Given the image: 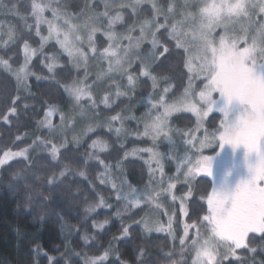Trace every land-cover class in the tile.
I'll list each match as a JSON object with an SVG mask.
<instances>
[{
    "label": "snow or ice",
    "instance_id": "obj_1",
    "mask_svg": "<svg viewBox=\"0 0 264 264\" xmlns=\"http://www.w3.org/2000/svg\"><path fill=\"white\" fill-rule=\"evenodd\" d=\"M0 8V67L9 74L0 82V186L23 199L24 211L53 210L62 227L71 217L78 222L76 233L96 229L95 238L85 231L83 243L103 247L95 256L68 248L62 253L68 259L62 261L35 245L31 251L38 261L42 254L48 264H81L73 256L82 257V264H264V0H0ZM38 55L47 76L30 70ZM165 73H178L181 79L187 75L183 95L171 103L165 95L173 76ZM148 81L153 90L160 81L168 86L156 97L143 96L139 103H146L148 111L136 117L137 89ZM215 93L226 101L219 109L224 118L209 130L205 120L213 112ZM233 101L243 111L229 122L227 105ZM181 111L196 117L194 128L181 132L169 126V117ZM126 120L143 122L142 135L154 144L161 137L174 141V132L181 135L185 154L176 158V176L166 179L165 154L138 150L151 153L145 161L149 182L143 189L111 182V189L123 212L147 204L149 217L129 215L130 223H122L109 238L111 229H105L112 213L100 212L103 220L92 214L112 205L97 185L89 181L83 186L77 177L87 180L89 172H96L107 186L112 145L99 134L88 145L81 138L97 129L111 132L117 121L119 136ZM217 143L221 148L243 146L246 160L254 156L248 177L230 193L193 187L201 175L211 176L212 157L203 153ZM178 183L189 185L185 196L174 194ZM194 190L201 192L199 202L192 200L189 206ZM168 198L173 202L169 207L180 201L179 233L173 228L176 212L165 208ZM20 214L16 209L15 215ZM152 214L166 215L167 226ZM115 215L121 217L122 211ZM153 233L166 234L169 251L152 252ZM129 251L131 257L125 258Z\"/></svg>",
    "mask_w": 264,
    "mask_h": 264
},
{
    "label": "trees",
    "instance_id": "obj_2",
    "mask_svg": "<svg viewBox=\"0 0 264 264\" xmlns=\"http://www.w3.org/2000/svg\"><path fill=\"white\" fill-rule=\"evenodd\" d=\"M12 2H15V0H4L5 4H10ZM4 9L0 8V13H2ZM0 18H3L0 16ZM46 32V31H45ZM46 34V33H45ZM37 44H33V47H37ZM51 47V46H49ZM47 51V49H46ZM2 55V53H0ZM7 58V57H5ZM41 57L38 55L34 58L33 61V67L34 72L37 75L41 76H47V69L43 67L42 64L39 63V60ZM62 62L66 60V57H61ZM20 61L22 63L23 57L21 55ZM11 63V61H10ZM14 68H17L18 64H12ZM9 74L0 67V82H4V77L8 76ZM165 75H170V73H165ZM9 80H11V77L9 76ZM35 80V77H31L29 79V82H33ZM175 80L179 86H184L186 82H183V78H177V79H171V81ZM185 80H187V75H185ZM170 81V82H171ZM43 84L44 82L41 81ZM168 82L160 81L159 85L156 90H153L151 81H148V83L144 86L145 88L149 89L148 91L151 92V94L156 97L157 93H162L161 90L163 86L167 85ZM47 88H42L41 91H46ZM138 93V90H137ZM172 92L170 93L172 97ZM37 96H40L41 93L37 92ZM149 95V94H148ZM177 95V92L174 94ZM143 97V96H142ZM140 96H136L137 104L139 105V101L142 99ZM170 99V96L168 97ZM44 99H48V97H44ZM136 104V103H135ZM39 107V105H37ZM148 105H145L143 103L142 107L138 106L135 112L137 114L142 113L144 110L148 109ZM119 111V109H117ZM115 114V113H112ZM219 116H212L210 123H207L208 128L211 130H214V127L216 124L219 123ZM171 121L172 125L176 128H179L180 130H189L191 128L195 127L196 122L193 121L191 115L187 114H180L172 118ZM133 122V121H131ZM29 129H24V132H29ZM99 134L101 138H109V142L112 145L111 151L113 152V156L108 157V153L101 154V158L108 157L106 159V164L109 162H113L112 166H117L119 163V166H122L120 169V175H123L127 180L129 179L132 182V186H136V188H141L144 185H146L149 182V166L140 159H130L123 156V152L126 151V147L128 145H123L126 143L123 136L115 137L111 133L105 132L103 130H98V133L93 134L89 138V142L86 144H90L94 137ZM126 134V132L124 133ZM178 135V134H177ZM121 140V142H119ZM136 145H145L146 146H154L157 148H161L163 145L168 144L167 141H163V138L160 140H157L155 144L153 143V140L146 139L144 142L136 141ZM134 145V144H133ZM141 147V146H140ZM113 149H118V152L113 151ZM87 150V149H85ZM161 150V149H160ZM162 151V150H161ZM163 153V152H162ZM164 154V153H163ZM175 160H171V162H174ZM224 169H227V166H223ZM145 169V171H141ZM104 169H100L102 172ZM211 170V175H212ZM216 175V173H214ZM97 173L96 172H89L88 173V179L84 180V178L77 177V179L83 181V186H87L89 181H92L95 185L97 184L99 188L100 195L104 196V198L113 200L114 203L118 205V202L116 201L115 194L112 192L110 188H104L101 184L98 185L97 179H96ZM209 177H203L196 180V185L199 186L204 190L206 193L211 192L213 189L212 187H215L213 185L212 181L208 179ZM212 184V187H211ZM230 185L226 184L222 186L220 192H227L229 193ZM188 187H182L179 189L180 194H184L187 192ZM232 187L230 188V190ZM196 190L193 191V196ZM197 195H195L192 200H196L199 202V198L201 195V192L197 191ZM97 200H99V196L96 197ZM190 202V206H191ZM25 203L22 198L17 197L15 193H10L6 188L3 186H0V264H29V261L35 262V264H48L47 257L42 255L40 256V261L37 260V256L32 254V249L35 245H40L43 252H47L49 256H56L57 259H61L62 261H66L68 257L62 256V253L65 252L68 248H71L74 252H85L89 256H95L100 255L103 251V247H100L99 250L92 248L91 243L88 245H84L82 236L84 235L85 231L90 237L95 238L97 236V230L93 228L89 229H83L79 233L74 232L73 230L78 226L77 220L66 217L64 220V225L60 223H57V217L54 214L53 210H41L39 208H36L34 211L27 212L24 211ZM20 210V215H15V210ZM100 212H111V222L106 226V229H111V233L109 234V238L112 234H116L117 228L120 227L122 223L127 224L130 223L124 216L122 218H117L115 215V210H108L103 209L101 211H98L97 213H93L92 217H94L97 220H103L105 216L99 215ZM138 216H136L137 220H140L141 218H144L146 216V213L148 214L147 209H142L139 212ZM80 215L83 218L84 212H83V206H80ZM91 223V219L88 221ZM115 225V227H113ZM133 227L136 228H142L141 225H133ZM100 235H103V232L100 233ZM157 235H152L149 237L153 240V245H159L161 242L167 243V246L165 247L166 250L161 249L163 252H167L170 250L169 242L166 241L164 238L155 239ZM102 245L106 246V242L101 241ZM160 250V252H161ZM131 257V252L129 251L128 256L125 258ZM73 260H79L82 264V257H71Z\"/></svg>",
    "mask_w": 264,
    "mask_h": 264
},
{
    "label": "rangeland",
    "instance_id": "obj_3",
    "mask_svg": "<svg viewBox=\"0 0 264 264\" xmlns=\"http://www.w3.org/2000/svg\"><path fill=\"white\" fill-rule=\"evenodd\" d=\"M33 61H34V59H33ZM33 61H32V64L30 65V70L32 72L35 71L34 67H33ZM61 62H62V60H61ZM170 76H173V79H177L179 77L178 73H175V74L174 73H170ZM32 77H35V76H32ZM184 81L186 82V84L183 87L179 86V84H177L175 82V80L170 82L172 87H171V90L165 95L166 102L171 103V102H173L174 100H177L178 98H180L183 95L184 88L187 87V83H188V81L185 80V76L183 77V82ZM196 84H197L198 87L202 86L200 81H196ZM166 86H168V83H167V85L163 86V88L166 87ZM163 88H162V90H163ZM137 90H138V96H140V97L147 96L148 94L151 93V92L148 91L149 89L145 88L144 86L142 88L137 89ZM162 90H161V92H162ZM171 92L173 93L172 97L170 95ZM176 92H177V95H174ZM169 96H170V99L168 98ZM213 99L216 101V103L213 106V112L205 120V127L206 128H208L207 123H210L209 121H211L210 119H211L212 116L213 117L216 116V115L219 116L218 117V119H219L218 121H220L221 119L224 118L223 117V113L220 112L219 109L225 107V105H226L225 99L220 97L219 93H215L214 96H213ZM117 103H120V102L117 101ZM144 104L147 105L146 103H144ZM142 105H143V103H140L139 105L137 103L134 104L133 105L134 111H133L132 114L135 115L136 117H142L148 111V109L144 110L140 114H137L135 112L137 107L138 106L142 107ZM101 107H102V105H101ZM227 110H228V121L229 122H235V120L238 118V116L243 111V106H241L237 101H233L230 105H227ZM160 111H163V109H160ZM180 114L191 115L193 121L196 122V117L191 112H184V111L175 112L169 117V126L171 128L180 130L179 128L174 127L172 125V123H171V121L173 120L172 118L177 116V115H180ZM131 121H133V122H131ZM53 123L54 124H58L59 123L58 117H53ZM218 125H219V123L216 124L215 127H217ZM116 127H120V122H118V121L114 122L113 130L111 132H108L106 129H97L96 132L89 133L87 136L82 137L81 138V142H82V144L86 145L89 142L90 136H92L93 134L98 133V130H103L105 132L111 133L112 135H114L115 137H117L119 139V137L117 136V134L115 133V130H114ZM208 129L211 130L210 128H208ZM143 131H144L143 122H140L138 120H126V121H124V127L122 129V133L119 136H123V137L126 136L124 138L126 143L124 144L123 142H121V140L119 142H121L123 145H128V146L126 147V151L123 152V156L125 157V153H132L134 150H137V154L136 155H128L127 158L140 159V160H143L145 162V161H149L150 160L151 153L138 151L139 149L153 148V150H155V151H159L161 153L163 152L165 154V159L163 160L165 178L167 179L168 177H175L176 174H177L176 173V168H177V163H178L176 158L177 157H181L182 158L183 155L185 154V152H184L185 145L182 142L183 137L181 135H177L174 132L173 133V137H174L175 140L172 141V142L167 141L168 144L163 145L160 148L162 150L161 151L159 148L154 147V146H150L149 147V146H146V144L144 146L135 144L136 141L144 142L146 139H148V140L151 139L150 137L143 136L142 135ZM180 131L183 132V131H187V130H183V131L180 130ZM125 132H126V134H124ZM202 134H203V129H201L200 132L196 133L197 137H201ZM71 136H72V134L70 133L68 135L67 139H71ZM94 138L96 139L97 135ZM101 139H104V138H101ZM160 139H162V137ZM160 139H158V140H160ZM104 140L109 142V138H105ZM109 144H110V142H109ZM172 148H176V150L172 151ZM241 149H242V146L233 149L232 146L227 145V144H225L221 148L219 143H217L216 145H214L210 149L205 150L203 154L212 157L210 167H211V170L213 172H212L211 176L201 175L197 179L203 178V177H206V176L209 177L208 179H210L212 181L213 185H215V187H216V188L212 187V184H211L212 189L216 190V191H219V192L222 189L221 187L226 185V184L231 185L232 189L234 190L236 185L241 180L246 179L248 177V175H249L248 170H247L248 163L254 162V156L248 157L247 160H246L245 157L242 158L243 154L240 155ZM109 151H111V148L109 149ZM101 154H105V153H99V155H101ZM168 155H171L172 159H168L167 158ZM171 160H175V161L171 162ZM111 163H113V162L107 163L109 165V168L107 169V172H106V175L108 176L110 182H109V184L107 186L106 185H102V186L104 188H106V189L107 188L111 189V182L117 183L118 186L122 182H126L127 184H131L132 185V182L129 179L127 180L125 177H123V175H120V169L119 168H121L122 166H119V167L118 166H112L113 164H111ZM223 166H227V169H224ZM151 167L154 168V169L157 167L155 161H151ZM103 171H105V170H103ZM141 171H145V169H143ZM182 171H183V169H182ZM148 172H149V170H148ZM214 173H216V175H214ZM156 175H157V177H159V170L158 169H157ZM182 179H183V177L181 176V180ZM196 180L193 182V187L194 188H195V185H196V183H195ZM97 182H98V185H99L100 183H99L98 179H97ZM144 186L139 188V189H143ZM165 186H166V184H165ZM185 186L189 188V185H186V184H183V183H178L176 189H174V194L177 197L185 196L187 192L184 193V194H180V191H179L180 188L185 187ZM133 187H136V186H133ZM188 188H187V191H188ZM197 193L198 192L196 190L195 193H194V196L197 195ZM194 196L192 195L191 198H193ZM191 198L188 200L189 206H190ZM107 202L112 205V208H104V209H108V210L114 209L115 211L117 209H119V210L122 211V216L121 217H117L116 216L119 219L124 217V216H126L125 218L127 219V217L129 215H132V214H134L136 212H139L142 209H147V211H148V214L146 213V216L144 218H148L149 217L150 207L147 204H141L140 207L132 209L131 212H123V204H121L120 202H118V205L116 203H114L113 200H111V199H107ZM164 203H165V208H167L169 214H171L172 211L176 212V217L174 218V222H173V228L176 229L178 233L181 232L182 231V225L180 224L181 217H180V213H179V207H180L179 199L177 201H175L174 206H172V207H169V205H173V202L171 201L170 198H168L166 201H164ZM101 210H103V209H98L97 212L101 211ZM151 218L152 219H158L161 223H163L165 226H167L168 217L166 215L160 214V215L157 216L155 214H152ZM183 219L186 220L187 218H183ZM152 235H157V237H159V238H161V237L164 238L166 241L169 242V246L171 247L170 241L168 240V238H167L165 233H153ZM166 246H167V243L161 242V244H159V245H153L151 250L154 253H159L161 249L166 250V248H165Z\"/></svg>",
    "mask_w": 264,
    "mask_h": 264
},
{
    "label": "flooded vegetation",
    "instance_id": "obj_4",
    "mask_svg": "<svg viewBox=\"0 0 264 264\" xmlns=\"http://www.w3.org/2000/svg\"><path fill=\"white\" fill-rule=\"evenodd\" d=\"M241 154H243L242 158H244V157H245V156H244V155H245V149L243 148V146H242V149H241V151H240V155H241ZM250 157H251V156H250ZM230 188H231V185H230V187H229V189H228L229 193L233 191V189L230 190Z\"/></svg>",
    "mask_w": 264,
    "mask_h": 264
}]
</instances>
